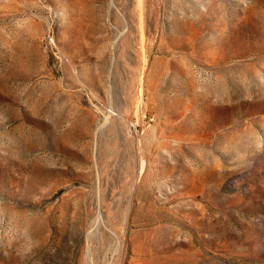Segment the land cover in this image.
Returning a JSON list of instances; mask_svg holds the SVG:
<instances>
[{
    "label": "rangeland",
    "instance_id": "374dc122",
    "mask_svg": "<svg viewBox=\"0 0 264 264\" xmlns=\"http://www.w3.org/2000/svg\"><path fill=\"white\" fill-rule=\"evenodd\" d=\"M0 264H264V0H0Z\"/></svg>",
    "mask_w": 264,
    "mask_h": 264
}]
</instances>
